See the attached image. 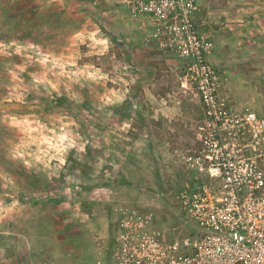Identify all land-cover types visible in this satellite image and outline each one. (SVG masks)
Returning <instances> with one entry per match:
<instances>
[{"label": "rangeland", "instance_id": "374dc122", "mask_svg": "<svg viewBox=\"0 0 264 264\" xmlns=\"http://www.w3.org/2000/svg\"><path fill=\"white\" fill-rule=\"evenodd\" d=\"M198 3L222 94L264 118V0ZM153 27L120 0H0V264H89L121 205L198 230L174 193L204 107Z\"/></svg>", "mask_w": 264, "mask_h": 264}, {"label": "built area", "instance_id": "2783aa9c", "mask_svg": "<svg viewBox=\"0 0 264 264\" xmlns=\"http://www.w3.org/2000/svg\"><path fill=\"white\" fill-rule=\"evenodd\" d=\"M154 23L150 39L185 62L204 107L200 141L184 159L175 201L198 224L172 237L152 211L119 208L115 245L90 264H264V118L241 111L221 92L216 44L198 23V0H120Z\"/></svg>", "mask_w": 264, "mask_h": 264}, {"label": "crops", "instance_id": "0c3cea01", "mask_svg": "<svg viewBox=\"0 0 264 264\" xmlns=\"http://www.w3.org/2000/svg\"><path fill=\"white\" fill-rule=\"evenodd\" d=\"M140 19H142V21H145V19H146V21L149 20V21L152 22V20H151L150 18H148V17L140 18ZM144 24H145V23H144ZM153 30H154V27H153ZM153 30H151V31L148 33L149 36H150V34L152 33ZM229 42H231V41H228V45H229ZM228 45H226V46H227V49L229 48ZM203 112H204L203 110H200V116L203 114ZM194 113H195V111H194ZM204 113H205V112H204ZM198 114H199V113H197L196 116H197ZM157 115H158V114H157ZM153 116H154V118H155L156 113H154ZM159 116H163V114L159 113ZM199 136H200V135H199ZM199 136H198V133H197V139L199 138ZM30 256H32V255H30ZM69 256H70V259H72V260L74 261L73 264H79V263L83 260V258H84V256L79 257V255H68L67 258H69ZM93 256H94V257H92V259L90 260L89 264H90L92 261H94L98 255H93ZM40 259H41V255L39 256V260H40ZM87 264H88V263H87Z\"/></svg>", "mask_w": 264, "mask_h": 264}, {"label": "trees", "instance_id": "16d2710c", "mask_svg": "<svg viewBox=\"0 0 264 264\" xmlns=\"http://www.w3.org/2000/svg\"><path fill=\"white\" fill-rule=\"evenodd\" d=\"M164 51V50H163Z\"/></svg>", "mask_w": 264, "mask_h": 264}]
</instances>
